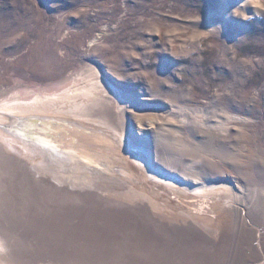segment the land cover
I'll use <instances>...</instances> for the list:
<instances>
[{
	"label": "rangeland",
	"instance_id": "374dc122",
	"mask_svg": "<svg viewBox=\"0 0 264 264\" xmlns=\"http://www.w3.org/2000/svg\"><path fill=\"white\" fill-rule=\"evenodd\" d=\"M92 74L156 174L221 187L203 197L216 219L25 148L0 162L8 263L264 264V0H0V99Z\"/></svg>",
	"mask_w": 264,
	"mask_h": 264
},
{
	"label": "bare ground",
	"instance_id": "6f19581e",
	"mask_svg": "<svg viewBox=\"0 0 264 264\" xmlns=\"http://www.w3.org/2000/svg\"><path fill=\"white\" fill-rule=\"evenodd\" d=\"M250 2L243 1L241 7L246 9ZM122 99L106 80L94 74L86 77L82 85L53 96L36 94L26 100H20L16 96L7 100L0 99V162L14 158L25 148L33 149L38 152L37 157L39 154L46 157H38L45 163L51 160L54 164L48 163L56 168L59 165L64 170L70 166L71 170H87L92 173V180L104 178V169L110 174H115L116 176L109 178V182L114 184L109 185H113L117 192L124 188L130 193L133 185L142 184L157 197L164 195L166 201L178 199L180 205L182 202L186 204L183 206L187 210L190 209L186 211L188 216L197 219L198 224L216 219L209 215V209L204 210L207 205L204 198L221 192V187L206 188L204 185L192 188L180 184L172 177L156 174L151 168L148 155L131 142L123 126L127 111L123 107ZM52 126L81 133L88 137L90 142L86 146H65L33 136L39 130ZM97 167L100 171L102 169V173L95 170ZM122 180L127 181L126 185ZM181 195H185L184 200L180 198ZM132 201L140 199L132 198ZM196 207H200V210H195ZM7 249V244L0 238V264H10Z\"/></svg>",
	"mask_w": 264,
	"mask_h": 264
},
{
	"label": "water",
	"instance_id": "95a60500",
	"mask_svg": "<svg viewBox=\"0 0 264 264\" xmlns=\"http://www.w3.org/2000/svg\"><path fill=\"white\" fill-rule=\"evenodd\" d=\"M34 137H38L41 140L52 141V143L62 144V145H78L86 146L89 144V139L85 135L78 133L76 131L68 130L65 128H54L47 127L39 130ZM88 143V144H87Z\"/></svg>",
	"mask_w": 264,
	"mask_h": 264
}]
</instances>
